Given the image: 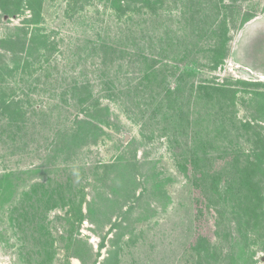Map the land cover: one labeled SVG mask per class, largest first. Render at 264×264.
<instances>
[{
  "label": "rangeland",
  "instance_id": "rangeland-1",
  "mask_svg": "<svg viewBox=\"0 0 264 264\" xmlns=\"http://www.w3.org/2000/svg\"><path fill=\"white\" fill-rule=\"evenodd\" d=\"M5 1L0 84L37 112L0 117V264H264V0ZM36 27L53 57L11 71ZM82 97L104 132L68 148Z\"/></svg>",
  "mask_w": 264,
  "mask_h": 264
},
{
  "label": "trees",
  "instance_id": "trees-1",
  "mask_svg": "<svg viewBox=\"0 0 264 264\" xmlns=\"http://www.w3.org/2000/svg\"><path fill=\"white\" fill-rule=\"evenodd\" d=\"M7 1V0H6ZM5 1V2H6ZM28 1V5L30 7L31 10L34 11V16L33 18H31L29 21L35 23L36 25L39 24L40 22H43V18L41 16V7L42 4L44 3L45 0H27ZM127 1V0H126ZM125 0H112L111 3V7L118 9V10H124L125 11H130L129 10V1L126 2ZM235 1V0H234ZM235 6V5H234ZM141 9H149L152 12L154 11V8L151 7L150 4H145L144 6L141 7ZM19 11V7H17L16 11L14 12H7V9L4 11L5 14L8 15H16ZM124 12V11H123ZM10 13V14H9ZM119 13V12H118ZM155 13V12H154ZM247 17V16H246ZM244 18L242 21V24L245 22V20H247L250 16L248 15L247 18ZM39 27H36L34 29V34L32 35V43H33V50L34 52H36V54H31L29 52L28 55V59H23L21 57H19L18 55H16V57H14L12 59V62L14 63L15 67L11 70V71H16L19 70L20 68L22 69L23 74L26 73L28 70L33 69L35 67L42 66V65H47V63L50 62L51 58L53 57V51H56V47H54L55 45H53V47L51 48L50 51V45H48V42L41 39V35L39 33ZM28 33L24 32V36H27ZM224 39L226 40V38L222 37L221 41L224 43ZM50 51V52H49ZM36 56L34 60H31V58L33 56ZM131 61H129V63H134L135 61H137L134 57L131 59ZM146 60V59H145ZM24 61L23 65L21 66V62ZM140 61V60H139ZM145 63V62H144ZM146 64V63H145ZM221 64V62H214L213 65H218ZM130 65V64H129ZM2 67H0V80L2 81L1 83L4 82V73H3V69L5 70V66L1 65ZM7 67L9 68L10 66L7 65ZM146 67V66H145ZM158 70H156V69ZM169 68L170 67H166V68H157V66L154 65V70H143V80H145V78H148L147 80L149 81H156V79L161 76V74L164 72L165 73V77L164 80L166 79V77H170L169 76ZM42 69V68H39ZM172 69V68H170ZM145 72V73H144ZM166 81V80H165ZM74 82L71 86L72 91L73 90H79V89H83V91L85 92L84 94H86V92L88 91V86H83L85 84H81L80 82ZM144 82V81H143ZM163 81H160L159 86L162 84ZM210 83V82H209ZM207 84L204 86H200L199 88L201 89L200 91H202L204 93V96L212 98L214 93H220V94H226L229 93L231 91H229L228 88H226L225 85H213L211 84ZM6 84H0V117H7L12 121V125L17 128L18 124H13V122L16 123H20V121L24 120L26 118V121H28V115H30V113H33L34 115H36V110L34 107V105L29 101H24L22 98H20L17 94L16 91L11 93H8L7 91L4 90ZM9 87V85L7 86ZM71 88L69 89L71 91ZM170 91V90H169ZM74 92V91H73ZM74 95H76L74 93ZM77 97V96H76ZM78 99V103L81 106V112L85 114L86 117H89L90 121H86V119H81L78 118V121L76 120V124L78 123V128H80L81 130L78 131V129L75 126L72 125V128H70L71 131H78L79 133L73 132L75 134H73V138L69 139L68 141V148H70L74 143L77 142V138H79L80 135H82L84 137V139H88L90 140L89 142H87L88 145H97L98 143V138H100V136H102L103 134V130L100 127L94 126L92 125V123L94 122H98L99 126L100 124L102 125V120L99 117L100 112L102 111L101 109V104L99 102V100H87L85 101L86 97H82V98H77ZM114 99V98H112ZM27 108H31V110H27ZM41 112H43L41 110ZM32 115V114H31ZM98 118H100V120H98ZM93 121V122H91ZM87 126L90 127L87 128ZM18 128H20V126H18ZM17 132H20L17 131ZM11 133L14 135L15 137V132L11 131ZM16 138V137H15ZM261 144L264 145V140H261ZM254 151H256V156L259 158V155H257V152L259 151L258 148H255ZM260 153V152H259ZM255 156V157H256ZM261 164V162H259ZM123 166V167H121ZM121 166H116L119 167V170H123L126 168L125 164H122ZM219 179H215V185L213 184V189H217L218 188V181ZM212 187V184L210 185ZM217 191V190H216ZM208 250L205 251V253L202 250H198V252H196L197 257L200 259V261L198 262L199 264L201 263V260L203 261L204 257L209 256L208 254ZM225 260H222L221 262H223ZM220 262V263H221ZM209 263V262H207Z\"/></svg>",
  "mask_w": 264,
  "mask_h": 264
},
{
  "label": "water",
  "instance_id": "water-1",
  "mask_svg": "<svg viewBox=\"0 0 264 264\" xmlns=\"http://www.w3.org/2000/svg\"><path fill=\"white\" fill-rule=\"evenodd\" d=\"M244 73L250 76V72L248 70H246Z\"/></svg>",
  "mask_w": 264,
  "mask_h": 264
}]
</instances>
